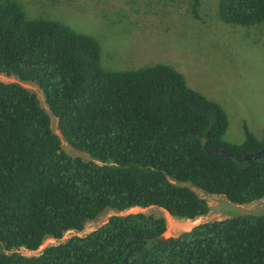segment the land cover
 I'll return each mask as SVG.
<instances>
[{
  "label": "trees",
  "instance_id": "trees-1",
  "mask_svg": "<svg viewBox=\"0 0 264 264\" xmlns=\"http://www.w3.org/2000/svg\"><path fill=\"white\" fill-rule=\"evenodd\" d=\"M189 1L199 18L200 0ZM216 8L228 26L264 28V0H217ZM0 74L38 84L62 138L89 156L63 151L34 93L0 82V264H264V213L202 223L164 244L154 240L167 231L164 219L117 214L85 236L20 253L82 232L107 210L206 216L208 202L188 185L232 205L259 201L264 152L254 155L264 136L244 123L243 140L226 141L229 115L176 69L107 70L93 37L31 18L17 0H0ZM239 134L231 128V138Z\"/></svg>",
  "mask_w": 264,
  "mask_h": 264
},
{
  "label": "rangeland",
  "instance_id": "rangeland-1",
  "mask_svg": "<svg viewBox=\"0 0 264 264\" xmlns=\"http://www.w3.org/2000/svg\"><path fill=\"white\" fill-rule=\"evenodd\" d=\"M31 18L58 20L74 31L93 37L101 47V64L110 71L139 69L166 64L180 72L187 85L218 102L229 115L230 131L224 139L243 140L242 124L256 137L264 136V28L231 27L217 19V0H200L199 18L191 13L189 0H17ZM2 83H18L34 93L48 112L51 128L61 138L63 151L85 160L89 156L72 148L58 130L43 90L36 83L0 74ZM231 128L233 135L231 138ZM206 199L210 212L192 222L171 217L150 207L117 213L107 210L88 222L82 232H68L60 241L48 239L35 252L77 235L85 236L117 214L142 212L164 219L171 236L195 226L245 213H264V198L247 205H232L221 196L208 195L188 185ZM181 228V229H179Z\"/></svg>",
  "mask_w": 264,
  "mask_h": 264
},
{
  "label": "water",
  "instance_id": "water-1",
  "mask_svg": "<svg viewBox=\"0 0 264 264\" xmlns=\"http://www.w3.org/2000/svg\"><path fill=\"white\" fill-rule=\"evenodd\" d=\"M264 150H262L261 152H259L258 154L254 155V157H260L261 153H263ZM249 158L248 156L245 157V159ZM168 213V212H167ZM170 215V213H168ZM171 216V215H170ZM173 236L169 235L167 232H165L164 234H161L159 236H155L154 240L158 243V244H164L169 238H171ZM124 264H126V261L124 262Z\"/></svg>",
  "mask_w": 264,
  "mask_h": 264
},
{
  "label": "bare ground",
  "instance_id": "bare-ground-1",
  "mask_svg": "<svg viewBox=\"0 0 264 264\" xmlns=\"http://www.w3.org/2000/svg\"><path fill=\"white\" fill-rule=\"evenodd\" d=\"M133 210H140V208H133ZM167 233L171 234V231H168ZM176 236V235H175Z\"/></svg>",
  "mask_w": 264,
  "mask_h": 264
},
{
  "label": "built area",
  "instance_id": "built-area-1",
  "mask_svg": "<svg viewBox=\"0 0 264 264\" xmlns=\"http://www.w3.org/2000/svg\"><path fill=\"white\" fill-rule=\"evenodd\" d=\"M133 208H131L130 210H132ZM129 211V210H128ZM27 251V250H26Z\"/></svg>",
  "mask_w": 264,
  "mask_h": 264
}]
</instances>
